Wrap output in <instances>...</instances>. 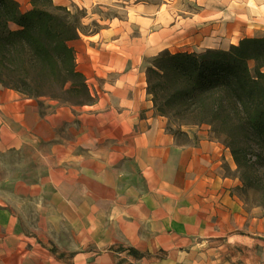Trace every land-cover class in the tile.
Masks as SVG:
<instances>
[{
	"label": "rangeland",
	"instance_id": "obj_1",
	"mask_svg": "<svg viewBox=\"0 0 264 264\" xmlns=\"http://www.w3.org/2000/svg\"><path fill=\"white\" fill-rule=\"evenodd\" d=\"M65 7L80 23L70 45L94 104L137 96L149 106L140 112L151 119L147 127L158 126L179 146L209 132L202 126L173 134L177 127L167 129L146 93L145 70L159 53L235 45L218 28L203 43L199 30H191V0ZM118 81L130 92L114 91ZM9 94L6 103L28 104L21 135L28 127L45 139L0 152V264H264V206L242 188L236 166L225 164L229 186L217 201L191 197L184 184L154 182L139 169L129 147L140 126L130 132L129 125L111 124L110 111L92 104Z\"/></svg>",
	"mask_w": 264,
	"mask_h": 264
},
{
	"label": "trees",
	"instance_id": "obj_2",
	"mask_svg": "<svg viewBox=\"0 0 264 264\" xmlns=\"http://www.w3.org/2000/svg\"><path fill=\"white\" fill-rule=\"evenodd\" d=\"M29 4L21 11L16 0H0V85L39 102L94 104L70 45L80 35L77 15L53 0ZM145 79L167 129L186 135L182 128L207 126L229 149L242 188L264 206V36L243 38L227 50L161 52Z\"/></svg>",
	"mask_w": 264,
	"mask_h": 264
},
{
	"label": "crops",
	"instance_id": "obj_3",
	"mask_svg": "<svg viewBox=\"0 0 264 264\" xmlns=\"http://www.w3.org/2000/svg\"><path fill=\"white\" fill-rule=\"evenodd\" d=\"M21 11L30 8V0H16ZM106 0H53L60 6L77 5L90 8L101 6ZM56 5V4H55ZM25 7L23 10L21 7ZM213 24V25H212ZM218 28L220 36L234 39L233 44L247 37L264 36V0H191V30H199L203 43L210 41L211 29ZM126 76L121 79L124 82ZM115 82L114 91L129 93L132 86ZM12 90L0 85V152L17 151L24 143L37 146L45 137L27 127L29 134L21 135L17 128L24 126L28 104H19L9 100ZM124 100V99H123ZM151 103V101H150ZM152 105V104H151ZM90 108H107L111 124L129 125L131 132L134 126H140L137 132L130 135L135 145H130L129 151L135 155L139 169L150 175L154 182H179L191 188V197H205L218 200L229 186V178L224 173L227 164L231 169L235 166L229 149L221 142L211 138L208 132H200L194 137L193 143L179 146L174 138L158 126L148 128L151 121L141 117L140 112L149 107L141 104L137 96L131 101L117 100L113 104L97 102ZM152 108V106H151ZM33 115L35 113L33 112ZM155 120V119H154ZM37 123H42L40 117H35ZM157 122V121H155ZM158 123V122H157ZM162 124V122H160ZM26 125V124H25ZM145 126V127H144ZM191 183V185H190ZM178 188V187H177Z\"/></svg>",
	"mask_w": 264,
	"mask_h": 264
}]
</instances>
